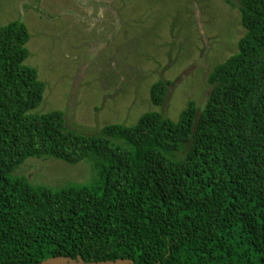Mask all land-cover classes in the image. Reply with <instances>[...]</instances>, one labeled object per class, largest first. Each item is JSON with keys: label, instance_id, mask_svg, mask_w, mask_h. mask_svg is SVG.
<instances>
[{"label": "trees", "instance_id": "trees-1", "mask_svg": "<svg viewBox=\"0 0 264 264\" xmlns=\"http://www.w3.org/2000/svg\"><path fill=\"white\" fill-rule=\"evenodd\" d=\"M238 7L246 32L201 109L191 99L177 119L150 110L95 134L32 111L46 86L25 62L30 31L0 26V264H264V0ZM168 84L151 85L154 105ZM29 157L90 158L96 175L52 189L16 174Z\"/></svg>", "mask_w": 264, "mask_h": 264}, {"label": "rangeland", "instance_id": "rangeland-1", "mask_svg": "<svg viewBox=\"0 0 264 264\" xmlns=\"http://www.w3.org/2000/svg\"><path fill=\"white\" fill-rule=\"evenodd\" d=\"M240 0H0V26L23 20L26 63L45 83L32 111L63 110L66 129L95 134L113 122L134 124L146 111L177 119L188 101L201 109L210 70L238 48L246 29ZM168 81L160 106L151 85ZM15 174V173H14ZM16 174L59 189L90 183V158L77 163L29 157Z\"/></svg>", "mask_w": 264, "mask_h": 264}, {"label": "water", "instance_id": "water-1", "mask_svg": "<svg viewBox=\"0 0 264 264\" xmlns=\"http://www.w3.org/2000/svg\"><path fill=\"white\" fill-rule=\"evenodd\" d=\"M37 264H138L133 260L119 258L115 260L85 261L81 256L72 258L71 256H54L47 258Z\"/></svg>", "mask_w": 264, "mask_h": 264}]
</instances>
